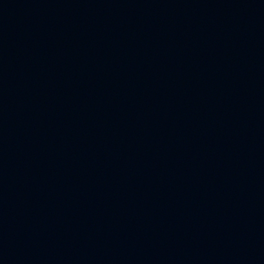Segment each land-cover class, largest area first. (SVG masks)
I'll list each match as a JSON object with an SVG mask.
<instances>
[{
    "label": "water",
    "instance_id": "1",
    "mask_svg": "<svg viewBox=\"0 0 264 264\" xmlns=\"http://www.w3.org/2000/svg\"><path fill=\"white\" fill-rule=\"evenodd\" d=\"M0 264H264V0H0Z\"/></svg>",
    "mask_w": 264,
    "mask_h": 264
}]
</instances>
